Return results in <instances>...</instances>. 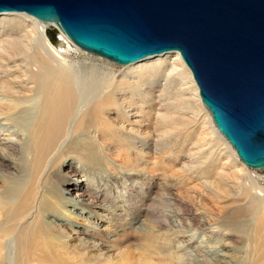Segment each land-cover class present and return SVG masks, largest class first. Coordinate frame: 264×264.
<instances>
[{
    "label": "bare ground",
    "instance_id": "bare-ground-1",
    "mask_svg": "<svg viewBox=\"0 0 264 264\" xmlns=\"http://www.w3.org/2000/svg\"><path fill=\"white\" fill-rule=\"evenodd\" d=\"M26 15L0 14V126L18 138H0V264L117 262L106 257L120 237H113L110 247L90 244L63 214L76 215L86 206L109 208V203L121 207L108 192L121 187L127 194L133 181L127 186L122 179L132 177L133 171L119 164L125 171L120 175L114 153L130 162L134 154L143 169L153 165L151 154L174 156L177 168L172 174L182 175L176 179L186 187L196 183L206 192L200 198L211 196L223 215L219 221L195 214L196 224L187 230L215 232L223 222L244 239L240 264H264V176L261 169L248 168L218 131L181 55L150 57L118 71L107 62L80 56L54 23ZM49 28L59 31L61 50L52 43ZM112 111L133 118V128L117 126L113 117L118 115ZM199 128L195 142L193 133ZM58 168L64 171L56 187L49 182ZM103 173L105 183L100 181ZM81 174L82 184L75 185ZM95 187L99 192H93ZM170 187H175L173 182ZM51 188L56 194L46 203ZM129 200L132 211L131 195ZM68 204L76 211L68 210ZM58 208L61 213H55ZM147 228L141 230L148 235L142 245L145 264H182L177 253L201 252L190 239L164 253ZM134 230L123 228L122 238L132 237ZM182 232L173 236L179 238ZM125 243L128 248L119 247L115 256L120 264H133L131 243Z\"/></svg>",
    "mask_w": 264,
    "mask_h": 264
},
{
    "label": "water",
    "instance_id": "water-1",
    "mask_svg": "<svg viewBox=\"0 0 264 264\" xmlns=\"http://www.w3.org/2000/svg\"><path fill=\"white\" fill-rule=\"evenodd\" d=\"M126 66L179 53L220 133L264 169V0H0Z\"/></svg>",
    "mask_w": 264,
    "mask_h": 264
},
{
    "label": "rangeland",
    "instance_id": "rangeland-1",
    "mask_svg": "<svg viewBox=\"0 0 264 264\" xmlns=\"http://www.w3.org/2000/svg\"><path fill=\"white\" fill-rule=\"evenodd\" d=\"M58 32L59 31H57V29L55 28H49V35L53 36L52 39L55 40L52 43L56 48H59V50H61V47L58 45V42L56 40L59 39L58 35L60 33ZM70 43L72 44V47L78 53H80V56L93 57L96 62L98 60L107 62L110 65H113V68L118 71H123L127 67L118 65L105 58L86 52L75 46L71 41ZM201 106H203L202 103ZM206 109L205 111H207ZM112 112H115L118 115L117 117L111 116V118H114L117 126L120 127L122 125H128L130 126L129 129L133 128V125L130 124L133 118H130L131 120L128 119L126 116L122 115L120 111ZM6 130L7 127L0 126V138L12 137L13 140L18 139L16 138V136L9 135L11 134L12 129H10L9 131ZM199 132H202L200 128L195 129V132L193 133L192 139L195 140V142L200 138V136H198ZM151 155H149V161L152 162L151 164L153 165H149L147 166V168L143 169V167L145 166H143V164L141 165L140 161L137 159V157H135L134 154L132 157V162H130L124 154H112L114 160L117 162L120 175L122 173H125V171H122V168L119 166V164H122L124 168H131L130 170L133 171V176L129 178L127 177L126 179L123 178L122 182H127V186L132 184L129 181H133V184L127 190V194H125L124 191H121V187L115 188V190H110L108 192L112 194V199L116 200L118 205L121 206L120 208L110 207L109 203V208L106 205L100 207L99 210L95 207L86 206L83 207L86 211H76L75 208L72 207V205L68 204L67 209L76 211V215L70 213L63 214L73 224L74 230H78L79 232H81V235L84 237L85 241L93 245L104 244L107 245V247H110L113 245V237H120L122 241L118 238L121 242L115 247L116 250H112L106 257L109 258L110 256L111 258L112 256L111 260L116 258L117 262H119V258L115 256L118 254L116 252L119 251V247L121 248V250L128 248L127 244L125 243L128 241V243H131L132 246L131 249L134 259L133 264H145V257L142 256V245L144 242L143 239H145L148 235H143V233H141V230L148 227L147 229H151L156 235V237L154 238V242L157 243V245L163 246L162 249L164 253L169 250L174 251L175 244L177 246H183V244L185 242L187 243L190 239H194L195 245H200L201 252L191 250L188 252H193L194 254L190 255H185V253L179 249V251L181 252L177 254L179 256L180 262L183 260L182 264H240L241 257L245 250L243 242L244 239L230 230L231 228L225 227V224L223 225V222H221V225L217 226L219 227V230L217 229L215 230V232L212 230H196L192 232L187 230L193 229L192 225L196 224V222L192 219V216L195 214L198 217H203L204 214H208L216 219L219 218L217 219L219 221L223 220L222 217H220L222 215V211L218 208L219 206L215 205L212 197L209 196L208 198L202 199L200 198L201 194H204L206 196V192H204V190L200 188L196 183H192L193 185L189 184L186 187L183 186L184 182H181V179H176L177 177L181 178L182 175L180 176V174H172L177 168L176 164L174 163V156H170L168 154L169 158L165 159V157L163 156L160 159V157L156 155ZM156 163L158 168L156 166ZM238 166L239 169H241V165L238 164ZM68 170L69 169L65 170V172H67ZM62 171H64L63 168L53 170L56 175L50 180L49 183H52V185L54 184V186L57 187L61 182L60 175L62 174ZM258 172L264 176V169L258 170ZM70 173L72 172L70 171ZM104 175L105 173L102 174V176ZM228 176L231 179L235 178L234 170L228 171ZM83 179L84 177L82 176V174L78 175L74 182L75 185L80 186ZM100 181L102 183H105L106 177H101ZM172 182L175 185L174 188L170 187V185L172 186ZM52 185H50V187ZM191 187L193 188V190L186 189ZM93 192H99V190L95 187ZM55 194L56 191L54 190V188H51L49 194L47 195L46 203H51L50 196H54ZM129 194L133 199L132 211L128 210L127 208L128 204L130 203ZM201 206V211H203L202 215L199 214V208ZM61 212V208H58L55 211V213ZM115 217H117V219ZM205 217L207 218V216ZM205 217H203L202 219H206ZM125 227H133V229H135L133 231L132 237L125 236V238H122L124 237V234L120 231ZM181 230L184 231V233L182 232L180 234L181 237L175 238L173 236V233L179 232ZM85 232L89 233L85 235ZM192 234H194V236ZM166 240H168L167 244H165ZM176 252H178V249L176 250ZM120 254L121 253H119V256ZM155 261L157 262L156 257L153 262ZM112 262H114V260ZM112 262H110V264H120V262Z\"/></svg>",
    "mask_w": 264,
    "mask_h": 264
}]
</instances>
